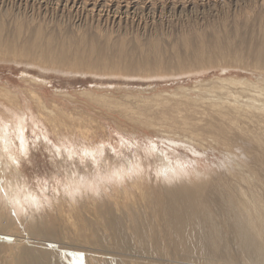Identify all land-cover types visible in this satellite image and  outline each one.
Returning a JSON list of instances; mask_svg holds the SVG:
<instances>
[{"label": "bare ground", "instance_id": "6f19581e", "mask_svg": "<svg viewBox=\"0 0 264 264\" xmlns=\"http://www.w3.org/2000/svg\"><path fill=\"white\" fill-rule=\"evenodd\" d=\"M32 36L18 47L3 40L0 30V61L40 57L44 67L60 72L101 66L76 53L68 56L70 49L54 51L40 27ZM182 41L187 47L188 36ZM197 47L199 64L202 42ZM250 54L254 67L264 70V48ZM212 56L209 61L219 60L222 53ZM28 81L27 91L0 84V196L10 194L20 213L0 216V264H264V80L221 78L175 93L124 92L119 99L108 91L80 92L95 107L126 121L116 124L118 150L97 120L45 101L37 81ZM27 130L50 142L54 157L82 164L84 171L76 165L57 181L63 193L40 195L24 181L19 165L27 156ZM148 132L224 147L243 167H190L157 144H147L152 140ZM105 143L117 161L107 157ZM152 176L163 191H153ZM25 206L44 211L30 219L22 215Z\"/></svg>", "mask_w": 264, "mask_h": 264}, {"label": "rangeland", "instance_id": "374dc122", "mask_svg": "<svg viewBox=\"0 0 264 264\" xmlns=\"http://www.w3.org/2000/svg\"><path fill=\"white\" fill-rule=\"evenodd\" d=\"M0 18L2 39H11L18 47L30 41L40 27L44 38L52 40L54 51L70 49L68 56L76 53L83 60L101 63L96 69L84 64L80 68L66 67L60 72L55 67H44L40 57L36 62L25 58L0 61V84L27 91L32 87L28 80H36L45 101L59 104L67 113L77 110L88 114L108 130L107 139L115 147L121 141L116 124L124 125L126 121L119 113L110 114L105 108L95 107L80 97V92L106 94L108 91L110 96L119 99L124 92L144 97L175 93L178 88H191L221 78L264 80V70L254 67L250 54L258 46L264 48V0H0ZM184 36H188L191 47L184 45ZM200 42L203 56L198 64L194 52ZM220 51L219 60L209 61ZM58 94H68L73 99ZM32 135L27 130V156H21L19 165L24 181L40 195L63 193L64 186L57 181H63L65 172L76 165L84 171L82 164L54 157L56 152L51 143L42 136ZM147 137L152 139L147 144H157L172 160L190 167L215 168L220 164L233 170L243 167L224 147L203 146L166 134L148 132ZM109 146L105 145L107 157L117 161V153ZM123 151L125 156H131L129 151L124 148ZM87 164L91 173L94 165L91 161ZM151 178V188L163 191L155 185L159 179ZM18 180L21 182V177Z\"/></svg>", "mask_w": 264, "mask_h": 264}, {"label": "clouds", "instance_id": "9594fccd", "mask_svg": "<svg viewBox=\"0 0 264 264\" xmlns=\"http://www.w3.org/2000/svg\"><path fill=\"white\" fill-rule=\"evenodd\" d=\"M23 144V141H21V146ZM15 211L16 214L19 213V209L16 208V206L13 204L12 200L10 199V194L5 196H0V216H7L8 219H11V212ZM43 209H40L39 211L33 208H29L25 206L24 212L22 215L27 216L28 218L32 219L35 218L40 213H43Z\"/></svg>", "mask_w": 264, "mask_h": 264}]
</instances>
